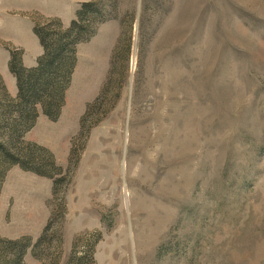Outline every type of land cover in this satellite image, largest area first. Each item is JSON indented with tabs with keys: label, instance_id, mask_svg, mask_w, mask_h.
Listing matches in <instances>:
<instances>
[{
	"label": "rangeland",
	"instance_id": "obj_1",
	"mask_svg": "<svg viewBox=\"0 0 264 264\" xmlns=\"http://www.w3.org/2000/svg\"><path fill=\"white\" fill-rule=\"evenodd\" d=\"M36 26L82 41L18 134ZM0 264H264V0H0Z\"/></svg>",
	"mask_w": 264,
	"mask_h": 264
},
{
	"label": "trees",
	"instance_id": "obj_2",
	"mask_svg": "<svg viewBox=\"0 0 264 264\" xmlns=\"http://www.w3.org/2000/svg\"><path fill=\"white\" fill-rule=\"evenodd\" d=\"M74 27L76 29L77 24ZM34 32L45 51L38 66L26 69L17 62L15 55H11L10 70L17 79L18 96L9 99L8 106L20 115L18 134L31 129L41 113L52 121L58 120L64 104L66 83L74 65V44L82 41L81 34L73 40L72 36L66 37V32L54 33L52 26H36ZM20 127L23 129L20 130ZM10 157L13 158L12 155Z\"/></svg>",
	"mask_w": 264,
	"mask_h": 264
}]
</instances>
